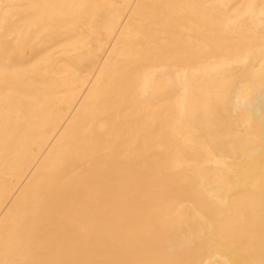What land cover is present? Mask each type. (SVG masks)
Returning a JSON list of instances; mask_svg holds the SVG:
<instances>
[{
	"label": "bare ground",
	"instance_id": "1",
	"mask_svg": "<svg viewBox=\"0 0 264 264\" xmlns=\"http://www.w3.org/2000/svg\"><path fill=\"white\" fill-rule=\"evenodd\" d=\"M0 264H264V0H0Z\"/></svg>",
	"mask_w": 264,
	"mask_h": 264
}]
</instances>
